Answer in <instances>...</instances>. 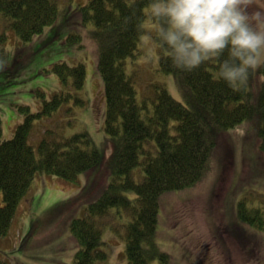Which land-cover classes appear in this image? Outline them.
Masks as SVG:
<instances>
[{
	"label": "trees",
	"instance_id": "trees-1",
	"mask_svg": "<svg viewBox=\"0 0 264 264\" xmlns=\"http://www.w3.org/2000/svg\"><path fill=\"white\" fill-rule=\"evenodd\" d=\"M149 5L150 0L77 3L96 44L105 110L102 140L96 141L88 132L64 137L52 128L32 138L35 120L52 117L69 101L73 109L86 105L82 63L55 65L65 88L48 99L43 96L38 110L19 105L23 121L11 138H1L0 117V237L12 229L17 209L36 179L53 176L76 183L81 174L101 167L111 171L107 187L85 207V218L70 222V234L78 244L72 264L107 259L100 219L113 207L126 214L127 264H168L169 256L156 243L161 197L200 182L210 172L220 145L215 148L217 140L246 122L253 124L264 148V67L257 70L262 81L255 93L250 84L246 90H234L219 80L214 58L192 71L174 67L157 45V25ZM59 10L58 0H0V53L9 31L22 42L30 41L57 20ZM75 37L67 35L69 41ZM147 41L153 51L145 53ZM140 63L151 64L142 71L137 68ZM155 72L172 76L180 101L164 84L144 85L145 78ZM240 199L233 225L242 222L247 225L242 230L264 233V198L257 207Z\"/></svg>",
	"mask_w": 264,
	"mask_h": 264
},
{
	"label": "rangeland",
	"instance_id": "rangeland-1",
	"mask_svg": "<svg viewBox=\"0 0 264 264\" xmlns=\"http://www.w3.org/2000/svg\"><path fill=\"white\" fill-rule=\"evenodd\" d=\"M87 1L58 0L57 20L30 41L22 42L13 31L8 32L0 53L1 138H11L23 121L19 105L38 110L43 96L48 99L65 88L55 73V65L63 62L84 65L86 105L73 109L69 101L52 117L35 120L32 138L52 128L64 137L88 132L96 141L103 139L105 110L96 44L77 7ZM249 2L251 9L264 12V0ZM68 34L77 37L69 41ZM145 47V53L153 51L150 41ZM148 64L137 68L143 71ZM257 70L249 80L253 93L262 81ZM151 82L164 84L173 98L181 100L172 76L155 72L145 78L144 85ZM69 106L72 109H66ZM217 144L210 172L200 182L160 199L156 243L169 256L168 264H264V233L244 231L247 225L242 222L233 225L240 198L250 207L263 204L264 194L259 195V190L264 191V148L251 122L226 132L215 148ZM84 174L76 183L53 176V180H35L17 209L12 229L0 237V264H72L78 244L70 234V222L85 218V207L100 197L111 171L98 167ZM125 220V212L115 207L103 213L100 221L107 259L96 264H127Z\"/></svg>",
	"mask_w": 264,
	"mask_h": 264
},
{
	"label": "clouds",
	"instance_id": "clouds-1",
	"mask_svg": "<svg viewBox=\"0 0 264 264\" xmlns=\"http://www.w3.org/2000/svg\"><path fill=\"white\" fill-rule=\"evenodd\" d=\"M149 14L158 47L178 69L214 58L216 77L246 90L251 73L264 67V12L249 0H150Z\"/></svg>",
	"mask_w": 264,
	"mask_h": 264
}]
</instances>
